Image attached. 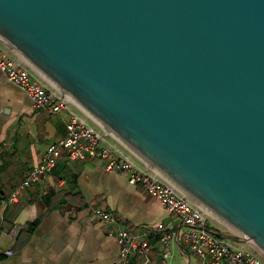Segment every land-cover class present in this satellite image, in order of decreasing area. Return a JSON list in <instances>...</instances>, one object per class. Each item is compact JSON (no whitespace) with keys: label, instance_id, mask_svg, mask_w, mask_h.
Segmentation results:
<instances>
[{"label":"water","instance_id":"95a60500","mask_svg":"<svg viewBox=\"0 0 264 264\" xmlns=\"http://www.w3.org/2000/svg\"><path fill=\"white\" fill-rule=\"evenodd\" d=\"M0 45L264 257V0H0Z\"/></svg>","mask_w":264,"mask_h":264},{"label":"crops","instance_id":"0c3cea01","mask_svg":"<svg viewBox=\"0 0 264 264\" xmlns=\"http://www.w3.org/2000/svg\"><path fill=\"white\" fill-rule=\"evenodd\" d=\"M68 116L35 110L31 99L0 72V205L41 162L49 145L66 136ZM111 211L132 231L163 224L181 233L184 227L162 204L140 186L129 184L126 175L107 172L95 159H59L47 179L28 187L18 203L7 204L0 223V264H116L120 249L106 227L93 219L94 209ZM21 232L12 238L11 228ZM216 233H230L213 220ZM150 264H164L157 245ZM241 247L261 257L248 245ZM12 251V256L3 252ZM194 255L180 238L173 245L170 264H208ZM129 264H143L135 255Z\"/></svg>","mask_w":264,"mask_h":264},{"label":"built area","instance_id":"2783aa9c","mask_svg":"<svg viewBox=\"0 0 264 264\" xmlns=\"http://www.w3.org/2000/svg\"><path fill=\"white\" fill-rule=\"evenodd\" d=\"M0 72L31 99L35 110L50 114L65 112L68 116L66 136L48 146L41 162L12 191L6 204L0 205V223L5 220L3 212L6 205L18 203L28 187L47 179L59 159L64 156L73 161L97 158L107 172L122 173L130 185H140L148 196L173 213L184 227L181 233L176 232L173 226L163 224L150 230L132 231L113 212L94 209L93 219L106 227L109 235L118 242L120 254L116 264H129L135 255L142 257L143 264H150L153 245L149 243V237L154 233L159 234L157 245L164 264H170L168 260L173 257V245L179 238L194 255L202 260L208 259V264H264L261 257L245 251L241 245L217 236L211 228L212 217L209 214L171 183L129 155L1 45ZM20 232V225L14 224L11 228L12 238H17ZM3 253L6 256L13 254L12 251Z\"/></svg>","mask_w":264,"mask_h":264},{"label":"rangeland","instance_id":"374dc122","mask_svg":"<svg viewBox=\"0 0 264 264\" xmlns=\"http://www.w3.org/2000/svg\"><path fill=\"white\" fill-rule=\"evenodd\" d=\"M213 220H215V219L212 218V221H213ZM220 225H221V224H220ZM221 227H222L224 230L228 231V230H227L226 228H224L222 225H221Z\"/></svg>","mask_w":264,"mask_h":264}]
</instances>
